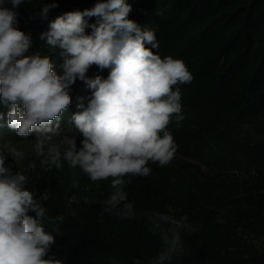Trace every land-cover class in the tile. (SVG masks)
Masks as SVG:
<instances>
[{"label": "trees", "instance_id": "obj_1", "mask_svg": "<svg viewBox=\"0 0 264 264\" xmlns=\"http://www.w3.org/2000/svg\"><path fill=\"white\" fill-rule=\"evenodd\" d=\"M52 2L59 7L41 19V6ZM96 2L25 0L18 24L32 39L25 55L49 56L62 74L59 50L47 46L40 34L58 15L90 9ZM125 2L131 5L128 19L155 32L159 48L153 51L183 60L194 77L178 85L186 118L179 127L175 121L169 125L178 145L175 156L189 160L192 182L167 181L159 166L151 167L147 177H125L128 200L136 209L129 219L101 217V202L111 188L99 184L96 203L48 230L55 236L52 251L58 258L66 255L65 264H134L135 259L148 264L162 242L150 231L146 214L161 212L198 226L182 233L187 254L173 264H264V0ZM85 19L96 22L95 17ZM108 71L93 65L87 76L107 78ZM68 91L72 103L59 124L74 122L71 117L81 111L78 98L87 106L80 88ZM7 111L0 104L5 124ZM5 131L11 130L0 128ZM32 187L43 195L56 192L58 184L41 177Z\"/></svg>", "mask_w": 264, "mask_h": 264}, {"label": "clouds", "instance_id": "obj_2", "mask_svg": "<svg viewBox=\"0 0 264 264\" xmlns=\"http://www.w3.org/2000/svg\"><path fill=\"white\" fill-rule=\"evenodd\" d=\"M24 2L0 0V104L8 108L6 124L0 112V128L6 126L21 138L35 134L32 147L43 157V166L61 169L67 162L92 182L110 179L101 217L134 218L125 177H147L150 163L165 167L175 158L178 145L169 125L175 121L179 127L186 118L178 85L191 83L192 73L183 60L153 51L159 48L155 32L128 19L131 5L125 0H97L90 9L58 15L40 34L63 59L58 75L49 56L25 55L32 39L18 28ZM58 7L57 2L44 3L37 15L47 20ZM86 17L96 22L89 24ZM93 65L108 69L107 78L87 76ZM77 79L92 93L86 107L78 98L81 111L71 117L83 137L79 148L76 137L62 135L59 128L72 103L68 89ZM24 155L16 148H0V264H65L67 256L58 258L52 251L55 236L41 223L47 211L41 200L46 197L37 199L26 187L28 177L14 170ZM146 215L153 225L150 231L162 242L148 264H173L174 258L187 254L182 233L195 232L198 226L186 217ZM51 222L61 224L63 217ZM134 264L141 261L135 259Z\"/></svg>", "mask_w": 264, "mask_h": 264}, {"label": "rangeland", "instance_id": "obj_3", "mask_svg": "<svg viewBox=\"0 0 264 264\" xmlns=\"http://www.w3.org/2000/svg\"><path fill=\"white\" fill-rule=\"evenodd\" d=\"M71 88H80L83 95L86 93L84 99L87 101L86 104L88 103L92 93L87 86L81 88L76 81L69 89L71 90ZM62 118L64 120L66 119V117ZM59 128L62 135L75 136L77 147H80V141L83 137L76 130L74 122H62L59 124ZM35 139V134L27 138H21L18 137L13 130L0 132V148L7 146L8 148H16L25 153L24 159L17 164L14 170L21 171L28 177L26 187L30 191H33L32 182L41 177L57 182L58 189L56 192L43 195L36 194L37 199H40L41 196L46 197V199L41 200V203L46 208V214L48 215H45V217L41 219V223L45 230L48 231L51 228H56L55 223L51 224L53 218L56 217H53L52 214L55 215L58 212L57 216H62L63 222L69 220V218H74V215L82 208L88 206V204L92 202L96 203L97 196H100L99 184H104L110 189L111 180L92 182L79 168L72 169L67 162H64L61 169H56L54 166L51 168L43 166L41 164L43 157L37 156L33 151L32 145ZM11 162L12 157L8 156L7 163ZM188 162V159L177 155L169 165L165 167L159 166V168L167 181L169 179L179 178L182 182L185 181L187 184H190L192 182L189 177V173H191L189 169L191 166ZM149 166L153 167L158 165L150 163ZM221 185H224L226 188L229 186L226 182H222ZM28 215L33 218L36 217L34 212H29Z\"/></svg>", "mask_w": 264, "mask_h": 264}]
</instances>
